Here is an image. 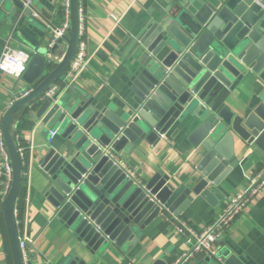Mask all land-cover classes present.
Segmentation results:
<instances>
[{
    "label": "water",
    "instance_id": "obj_1",
    "mask_svg": "<svg viewBox=\"0 0 264 264\" xmlns=\"http://www.w3.org/2000/svg\"><path fill=\"white\" fill-rule=\"evenodd\" d=\"M35 0H0L4 13L26 14L42 23ZM36 12L40 17L34 16ZM160 21L140 35V65L128 87L130 100L120 114L99 108L94 98L72 84L64 93L47 90L68 69L80 33V0H72L71 27L63 41L62 61L50 69L47 50L33 54L22 79L35 88L5 112L2 129L13 165V181L3 200L17 264H24L14 209L22 182L20 155L11 132L14 114L35 102L42 128L48 125L66 140L40 160L49 174L46 196L56 217L86 246L96 250L111 243H136L140 232L162 211L178 217L193 194L215 205L227 175L239 164L237 140L264 150V96L247 114H236L227 98L239 81L252 73L264 82V0H225L200 7L175 4ZM34 106V105H33ZM179 121L192 128L188 141L201 147V175L191 187L175 185L159 171L147 183L130 178L117 164L115 153L128 143H156ZM213 188H209V183ZM215 264H245L227 253ZM68 264H85L75 257ZM153 264H169L157 259Z\"/></svg>",
    "mask_w": 264,
    "mask_h": 264
},
{
    "label": "crops",
    "instance_id": "obj_2",
    "mask_svg": "<svg viewBox=\"0 0 264 264\" xmlns=\"http://www.w3.org/2000/svg\"><path fill=\"white\" fill-rule=\"evenodd\" d=\"M225 0H83L84 38L89 57L88 68L74 83L76 88L94 98L99 108H109L120 114L130 100L128 83L140 65V35L152 21H160L175 4L184 7H200L206 3L215 5ZM36 10L42 23L26 14L4 13L0 19V54L6 44L24 49L33 56L47 50L51 54L50 69L64 58L67 42L59 43L54 53L49 44L54 29L65 20L63 0H35ZM53 49V48H52ZM49 57H47L48 59ZM57 92L64 93L69 87L65 73L55 82ZM22 77L0 73V125L5 112L16 96L34 89ZM264 96V82L255 74L239 81L227 98V104L236 114L249 113ZM16 101V100H15ZM35 102L21 107L13 118V127L22 145L26 147L25 171H22V214L16 217L19 239L27 236L31 264H68L79 257L85 264H153L163 259L169 264L187 250L184 237L173 222L174 216L162 211L144 230L135 244L124 246L111 243L108 247L89 248L56 217V208L46 196L49 174L40 160L53 147L59 148L66 140L60 133L52 137V128H42L41 119L35 115ZM34 105V106H33ZM192 128H182L177 121L160 139L150 144L145 139L139 146L128 143L124 150L115 153L136 171L143 183L151 180L159 171L169 176L175 185L191 187L201 175L198 165L202 161V148L188 141ZM234 153L239 160L218 187L222 198L211 204L200 195L177 218L198 226L214 221L226 207L228 200L238 192L249 188L253 176L264 169V150L256 143L237 140ZM5 180L3 159L0 155V264H17L12 246L1 190ZM22 184V182H21ZM209 183V188H213ZM21 190V188H20ZM232 253L245 264H264V189L241 212L219 242V254ZM206 254H197L184 264H215Z\"/></svg>",
    "mask_w": 264,
    "mask_h": 264
},
{
    "label": "built area",
    "instance_id": "obj_3",
    "mask_svg": "<svg viewBox=\"0 0 264 264\" xmlns=\"http://www.w3.org/2000/svg\"><path fill=\"white\" fill-rule=\"evenodd\" d=\"M71 4L72 0H63V6L65 11V20L62 25L54 29V37L49 44V50H51L60 39H64L71 27ZM80 33L76 52L70 62L68 69L65 72V77L68 80V87L74 84L81 74L88 68L89 57L87 52V44L84 38V26H83V7L82 0H80ZM48 60L51 61V54H48ZM32 58V54L24 49L12 48L6 44L0 54V73H4L15 78H21L26 71L28 64ZM33 89H30L20 96H16L15 100L27 96ZM57 92V85L53 84L47 90L46 96L55 95ZM12 102V104L15 102ZM52 137L56 132L52 131ZM19 155H24V147L18 149ZM0 155L3 159V170L5 180L1 190V196L4 200L11 189L13 181V165L11 156L7 147V143L4 137L2 126L0 125ZM115 157V156H114ZM117 164L132 178L135 182L142 183L141 177L136 171L131 169L129 165L123 159L115 157ZM264 189V169L257 172L252 180L249 188L245 191L238 192L233 195L224 208V210L218 214L214 221L205 226H198L190 223L186 220L174 218L177 232L184 237L187 245V250L173 262V264H184L185 262L194 258L197 254L203 253L214 259L216 262L223 261L219 254V242L223 239L226 231L233 223L235 218L243 212L247 206L256 198L260 192ZM15 218L19 215V208L17 204L14 209ZM31 239L27 236L19 240V246L23 258L24 264L30 263V255L28 250V244Z\"/></svg>",
    "mask_w": 264,
    "mask_h": 264
},
{
    "label": "trees",
    "instance_id": "obj_4",
    "mask_svg": "<svg viewBox=\"0 0 264 264\" xmlns=\"http://www.w3.org/2000/svg\"><path fill=\"white\" fill-rule=\"evenodd\" d=\"M82 3H83V0H82ZM13 118L14 117H12L11 123H10V132H11V135H12V138H13L14 142L16 143L17 148L19 149L20 147H24V155L20 156L21 169L24 172L25 171V159H26V155H27L26 154V147L24 145H22L20 139L17 136V131L13 127ZM23 182H24V177L22 176V184H21L22 186H23ZM16 204H17V206L19 208V215H18V217H19L22 214V210H23L22 187H21V190L19 192Z\"/></svg>",
    "mask_w": 264,
    "mask_h": 264
}]
</instances>
